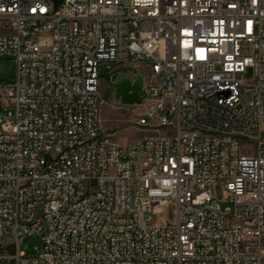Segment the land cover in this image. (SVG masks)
I'll use <instances>...</instances> for the list:
<instances>
[{
  "label": "built area",
  "instance_id": "obj_1",
  "mask_svg": "<svg viewBox=\"0 0 264 264\" xmlns=\"http://www.w3.org/2000/svg\"><path fill=\"white\" fill-rule=\"evenodd\" d=\"M0 58V264H264V0H0ZM103 63L142 78L126 144Z\"/></svg>",
  "mask_w": 264,
  "mask_h": 264
},
{
  "label": "rangeland",
  "instance_id": "obj_2",
  "mask_svg": "<svg viewBox=\"0 0 264 264\" xmlns=\"http://www.w3.org/2000/svg\"><path fill=\"white\" fill-rule=\"evenodd\" d=\"M132 57L129 58L131 62ZM135 63L145 64V61L135 60ZM110 64L103 63L99 67L100 75V87L102 97L105 92H112L111 96L101 107V127L105 133L111 134L115 140L120 144H126L134 141L136 138L144 135L145 132L136 127L135 122L137 119L136 111L133 106L123 105L119 102L118 98L114 96L113 88L109 86L110 77L112 72L108 71V66ZM116 66L111 65L114 69ZM128 74H144L145 70L143 67L139 68L138 71L127 70ZM139 75V74H138ZM16 77V64L12 58H0V87H4L15 80ZM2 102L0 101V113H3ZM241 147L245 150L246 148L253 147L254 143L251 140H245L241 142ZM216 198L221 201V206L224 207L225 203L222 201V190L219 186L215 188ZM37 212L42 213V207H40ZM174 219V208H169L168 216L166 214H155L150 216L148 225H153L155 223L162 224L166 221H172ZM40 242L37 236H26L23 238L21 243V251L29 255L30 250L34 248H39Z\"/></svg>",
  "mask_w": 264,
  "mask_h": 264
},
{
  "label": "water",
  "instance_id": "obj_3",
  "mask_svg": "<svg viewBox=\"0 0 264 264\" xmlns=\"http://www.w3.org/2000/svg\"><path fill=\"white\" fill-rule=\"evenodd\" d=\"M60 0H55V6ZM111 82L115 84L114 96L118 98L119 102L123 105H138L141 103L142 93L141 83L142 78L140 75H135L133 79L129 77L122 78L120 80ZM109 98V93H105L103 101L106 102ZM30 254H34V251H30Z\"/></svg>",
  "mask_w": 264,
  "mask_h": 264
},
{
  "label": "flooded vegetation",
  "instance_id": "obj_4",
  "mask_svg": "<svg viewBox=\"0 0 264 264\" xmlns=\"http://www.w3.org/2000/svg\"><path fill=\"white\" fill-rule=\"evenodd\" d=\"M118 76H119V74H118V72H116V73L112 74L111 77H110L109 86H110L111 88H113V90H114V88H115V84H114L113 82H111V79L114 80V81H117ZM105 93H109V97H110L111 94H112V92H105ZM105 93H104V94H105Z\"/></svg>",
  "mask_w": 264,
  "mask_h": 264
},
{
  "label": "snow or ice",
  "instance_id": "obj_5",
  "mask_svg": "<svg viewBox=\"0 0 264 264\" xmlns=\"http://www.w3.org/2000/svg\"><path fill=\"white\" fill-rule=\"evenodd\" d=\"M33 11L35 12V9H33ZM43 11V10H42Z\"/></svg>",
  "mask_w": 264,
  "mask_h": 264
}]
</instances>
